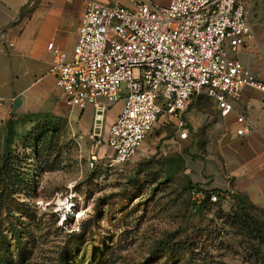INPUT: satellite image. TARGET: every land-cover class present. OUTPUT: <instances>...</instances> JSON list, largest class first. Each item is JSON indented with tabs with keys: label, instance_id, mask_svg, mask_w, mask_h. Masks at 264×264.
I'll use <instances>...</instances> for the list:
<instances>
[{
	"label": "rangeland",
	"instance_id": "rangeland-1",
	"mask_svg": "<svg viewBox=\"0 0 264 264\" xmlns=\"http://www.w3.org/2000/svg\"><path fill=\"white\" fill-rule=\"evenodd\" d=\"M79 116L75 111L73 121ZM12 120L0 128V188L10 164L15 202L0 222L20 229L29 251L23 264H57L84 226L78 255L86 246L87 260L95 246L109 254L106 264H144L160 249L150 264H264V216L234 199L195 200L183 157L172 148L173 122L162 119L143 147L116 166L105 147L113 125L105 130L107 116L101 137L84 135L65 118ZM4 233L13 248L11 233Z\"/></svg>",
	"mask_w": 264,
	"mask_h": 264
},
{
	"label": "built area",
	"instance_id": "built-area-1",
	"mask_svg": "<svg viewBox=\"0 0 264 264\" xmlns=\"http://www.w3.org/2000/svg\"><path fill=\"white\" fill-rule=\"evenodd\" d=\"M126 1H88L71 55L48 45L67 106L95 108V137H101L107 112L123 102L105 140L116 166L143 147L162 119L186 140L184 112L198 96L213 99L219 115L227 117L244 90L264 93V75L232 55L252 37L245 0ZM192 193L198 203L207 200L198 188ZM235 195L211 194L209 202L226 203Z\"/></svg>",
	"mask_w": 264,
	"mask_h": 264
},
{
	"label": "crops",
	"instance_id": "crops-1",
	"mask_svg": "<svg viewBox=\"0 0 264 264\" xmlns=\"http://www.w3.org/2000/svg\"><path fill=\"white\" fill-rule=\"evenodd\" d=\"M88 1L128 5L126 0H0V128L12 118L43 114L68 119L91 135L95 108L67 106L48 51L53 43L71 55ZM245 4L252 37L232 55L251 72L264 75V0ZM122 106L120 101L108 111L105 130L114 122L111 112L118 117ZM233 107L221 117L213 99L194 98L184 112L188 138L181 140L177 131L172 148L182 155L194 189L235 192L264 216V93L246 89ZM75 111L77 121L72 119Z\"/></svg>",
	"mask_w": 264,
	"mask_h": 264
},
{
	"label": "trees",
	"instance_id": "trees-1",
	"mask_svg": "<svg viewBox=\"0 0 264 264\" xmlns=\"http://www.w3.org/2000/svg\"><path fill=\"white\" fill-rule=\"evenodd\" d=\"M43 115V114H40ZM35 115V116H40ZM47 116V120L51 119L54 122H60L62 118H57L50 115H44ZM25 117H32V116H25ZM25 117H18V118H12V119H19V118H25ZM10 119L8 122L11 124L13 123V120ZM7 122V123H8ZM52 121H49V127H52L54 129V126L51 124ZM39 139V138H38ZM37 149H40V144H36ZM12 171V167L10 164L4 167V173L5 177L2 179V184L0 188V214L3 213V211H8V207L10 203H14L15 200L13 198L14 191V184L11 180L8 179L10 172ZM192 185V184H191ZM193 187V186H192ZM211 194H217L221 195L222 193L219 192H207V200L204 202H209V198ZM234 200H236L239 204L245 205L246 201L241 197H234ZM8 217V216H7ZM18 220V219H16ZM3 223L0 222V264H23L24 261H26V258L28 256L29 251L27 250V247L22 243L21 241V231L20 229L14 225L11 221L8 222L7 227L8 228H2ZM7 229L11 233V237L14 239L13 248H10L8 239L4 233V230ZM88 231L87 226H84L83 229L79 234H73L74 241L68 243L65 247V249L62 251L59 261L57 264H106L108 260V253L103 254L102 251H99L96 249L95 246H91V256L89 257V260H87V247L85 246L82 249V254L79 256L78 252L80 250V247L84 241H80L85 236L86 232ZM79 240V241H77ZM88 245V244H87ZM161 250V249H160ZM160 250H157L159 252ZM157 252L150 257L144 264H150L149 262H154L157 257Z\"/></svg>",
	"mask_w": 264,
	"mask_h": 264
}]
</instances>
